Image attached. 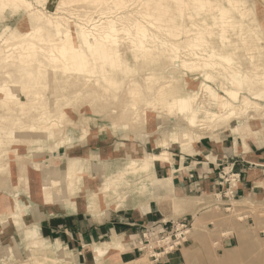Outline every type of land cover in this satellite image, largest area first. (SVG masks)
I'll return each mask as SVG.
<instances>
[{
  "label": "bare ground",
  "instance_id": "obj_1",
  "mask_svg": "<svg viewBox=\"0 0 264 264\" xmlns=\"http://www.w3.org/2000/svg\"><path fill=\"white\" fill-rule=\"evenodd\" d=\"M78 1L56 0L53 11L49 12L45 8L48 0H0V21H4V14L14 11H17L22 17L16 25L5 24L0 27V63H3L0 67L13 66L21 74L23 69H26L27 73H31L32 67L36 66L39 70L37 72L41 73V68L50 64L52 67H60L63 71L69 70L79 75L82 73L95 75L97 80L117 85L113 76L123 70V65L126 62V56L118 47L121 37L126 40V47L130 49L129 57L135 59L144 54L162 55L171 61V64L173 61V64L183 69L184 72L185 70L198 72L196 73L198 76L195 78L200 79L197 82L189 79L190 85L195 86V89H183L182 86L165 94L163 93L164 88L171 87L174 82L179 81V76L168 78L169 80L158 85V89H154L156 92L154 97L144 100L146 107L141 112H133L132 119L138 120L141 114L142 119L146 118L147 107L162 99L170 109L174 106L178 108V112L182 115L178 119L182 120L185 127L178 125L181 124L177 121L178 119L170 122V127L165 128L161 137L153 143V147L161 148L158 153H150L140 147L142 153L136 155L135 158L128 159L122 167L119 166L117 171L109 167H103V169L100 167L97 170L102 178L99 183H96L94 175L89 174L90 170L97 167L96 155H92L90 158L84 152L77 157L68 154L52 156L46 159L44 164L37 162L35 166H32L31 169L35 173L26 178L24 185L28 190L29 199L46 205H52L56 200L61 199L63 201L62 208L66 213L85 212L95 220H99L105 210L121 211L135 206L133 204L135 197L138 198L143 194L147 195L149 200L156 201L166 197L174 203L175 201L182 202L183 199L174 194L170 178H160L155 175L154 161L169 159L168 146L171 143L177 144L183 152H192V147L206 132L201 130L213 131L227 125L231 120L238 121L236 132L242 130L254 134L259 133L262 124H264V104L258 102L252 95L257 88H263L264 71L257 72L259 67L256 68V66L254 67L255 71L252 70L253 73L245 72L243 69H239L240 67H235L234 62L228 63L232 59L234 46L227 48H231V51L219 52L220 47L218 50L214 48L206 50L204 42L200 43L197 39L196 32L192 33L196 29L193 27H196L195 24L200 20L192 21L191 26L188 23L185 25L188 26V30L192 28L190 35H194V37L187 36L180 39L181 41L178 39L180 41L178 44L184 43L183 45H185L186 43L181 47L176 40L178 34L172 33V29L165 27L150 11V4L154 2L153 0H82L85 2L81 4ZM185 2V5L189 6V3H192L195 6L187 13L189 18L200 14L199 9L204 7H208L204 11H216V20L213 19L215 20L213 24L205 23L206 18L204 17L201 18L203 23H200L205 27L211 23L212 26L216 25L221 28L218 38L223 45V50L226 49H224L225 45L227 47V44L230 43H227L228 35L226 36L223 32L224 27L245 26V32L237 36H242L241 39L248 42L249 45L252 28L256 24L254 19L249 17V10H253L251 0H185ZM76 4L80 5L75 8ZM141 4L148 5L147 11L140 8ZM128 6L134 8L130 7L131 10H125V7L128 9ZM233 11L236 12L237 18L232 17ZM209 15L205 16L209 17ZM174 18L166 21H172ZM216 26L214 27L216 28ZM153 31L165 34L162 33L160 36L155 32L152 33ZM234 33L236 34V32ZM164 35L167 39L163 37ZM215 35L217 34L215 33ZM168 37L176 38L170 40ZM175 40L176 42H172ZM238 40L240 39L237 38ZM239 44L241 43L239 42ZM236 45L238 46V43ZM243 67L246 66L243 65ZM150 76L151 74L146 77L150 78ZM185 77L188 78L187 75ZM13 86L15 83L12 82H3V85H0V108L8 109V111L11 109L12 112L16 110L22 118L30 120L28 123L17 122L20 118L17 114L18 116H14V120L11 119L8 126H0V167L9 164L8 155L10 153L16 159L21 154L20 150L27 151L33 146L44 150L46 147L44 140L55 134L54 131H51L54 126L53 119L49 114L51 109L47 107L44 100L33 107L31 115L28 109V105L32 102L31 98L27 97L26 93L18 95L13 88H10ZM241 86H246L247 90L242 95L239 94ZM23 87L26 86L20 85L19 89H23ZM2 91L9 95L1 96ZM139 92L137 81L133 80L129 83V95L134 97ZM200 96L205 97L202 102ZM132 97L130 98L133 100L137 99ZM198 100L199 104L196 105ZM64 111L61 109L60 112ZM113 124H115L113 128L121 126ZM33 137L35 140L30 139ZM61 160L63 161L61 165L59 163L52 164L54 161L60 162ZM20 168L24 169L25 167L21 165ZM132 176L137 179L133 184L130 183ZM148 199L140 201L141 203L138 200L137 205L148 206ZM1 200L0 210L12 219V216L21 209V202L18 198L11 200L3 198ZM1 222L3 224L4 221ZM24 238L28 240L25 247L31 248L32 246V250L52 246L53 251L60 252L65 248L58 242L51 244L46 241L36 232L35 228L25 230ZM120 238V235L115 234L110 242L105 243L106 247L93 246L95 255L102 256L110 251L119 255L118 248L123 247ZM15 239L16 237H13L12 246L1 248L7 252L13 250L17 245L14 243ZM20 256H25L24 250Z\"/></svg>",
  "mask_w": 264,
  "mask_h": 264
},
{
  "label": "rangeland",
  "instance_id": "obj_2",
  "mask_svg": "<svg viewBox=\"0 0 264 264\" xmlns=\"http://www.w3.org/2000/svg\"><path fill=\"white\" fill-rule=\"evenodd\" d=\"M153 1L154 2L150 4V11L156 16V19L160 20L165 27L171 28L172 33L175 32L178 34V38L168 37L170 40L176 38L178 44L182 38H186L187 36L194 37V35H190L192 28H189L188 30V26L186 27L185 25L188 23V25L191 26L192 21L197 22V20H200L198 21L199 24L198 22H195L196 27H193L192 25L193 29L196 28L192 33L196 32L197 39L200 43L204 42V47H207L206 50H209L210 48L218 50L220 47L219 52H224L229 51L234 46L235 49L234 47L232 48L233 50L231 49L233 51L232 59L228 63L234 62L235 67H240L239 69H243L245 72L250 71L253 73L252 70L255 71L254 67L256 66V68L259 67L258 70H256L257 72L264 71V0H251V8H253V10H249V17L253 18V21L256 22V24L252 28L249 37V45L247 44L248 42L241 39L242 36L238 37L242 32H245V26L224 27L225 29L223 32L226 36L228 35L227 43L230 42L227 44V47L225 45L224 49L231 46V48L227 50L222 49L223 45L218 38L221 28L216 25L212 26L213 22L216 20L215 10L207 12L206 10L204 11L206 7L201 8L202 10L199 9V11H201L200 14L196 15L197 18L194 15L190 17V19L187 13L195 7L192 3H189L188 6V4L185 5V0ZM55 2L56 0H48L45 4L46 10L49 12L53 11ZM83 2L85 1H78L80 4ZM80 4H76L74 7L76 8V6ZM140 6L142 10L146 11L147 8H149L148 5L141 4ZM130 7L131 6H128V9L125 7V10H131V8H134ZM235 11L232 13V17L234 16V18L237 15ZM207 14H210V20L208 16H205ZM170 16H172L171 18H175L172 19V21L167 22L166 20L171 19L169 18ZM203 17L206 18L205 23L208 24V22H211L212 24L209 23L206 27L201 26L200 22H202L201 18ZM21 18V14H18L17 11L4 14V21H0V27L5 24H8L9 26L16 25ZM214 26L218 28L216 29ZM231 29L232 31H230ZM189 31L190 33H188ZM154 32L155 31L152 33ZM234 32H236V34ZM162 33L165 34L164 32H158L157 35L160 34V36H162ZM186 33L187 35H185ZM215 33L217 35H215ZM163 37L166 36L164 35ZM215 38L220 42H217ZM237 38L240 40L237 41ZM176 40L172 42H176ZM231 41H234L233 44ZM216 42L217 44H215ZM239 42L241 44H239ZM237 43L238 46L236 45ZM118 44L120 51L126 56V62L123 65V70L113 76L117 81V85H110L103 80H97L95 75H89L86 73L79 75L69 70L63 71L60 67H52L50 64L41 68V73L37 72L39 70H37L36 66L32 67L31 73H27V70L23 69L21 74L13 66L8 65L5 68L0 67V85H3V82H12L13 84L15 83V86L10 88H13L18 95H20V93H26L28 95L27 97H30L32 101L31 104L28 105L31 115L34 110L33 107L38 105L41 100H44L47 107L51 109L49 114L54 123L51 131H54L55 133L52 137L44 140V144L46 145L44 150L36 148L37 146H33L32 149L29 148L27 151L20 150L19 153L21 154L16 159L14 155L10 153L8 155L9 164L0 167V202L3 198H8L9 200L18 198L21 202V209L17 211V214L12 216V219H10L8 215L6 216L4 211L0 210V264L6 262L7 264H165L166 258L169 254L177 252L180 248L188 245H198L200 247V252L204 258L202 264H249L251 262L253 264H264L263 194L232 196L228 193L226 196H202L196 199L197 203H201L203 206L202 208L198 209L196 212L194 211L190 216L186 215L179 218L177 217L176 212V214L172 216L171 221L165 222L164 224V227L170 231L173 223L176 224L179 220L185 218L186 222H188V231L186 233L185 241L176 248H173L168 252L165 250L166 252L160 254L153 253L161 251L162 246L164 247V242H159L154 237L149 240L148 244L144 242L145 245L147 244L144 249H138V246H140L139 234H141L140 231L142 225L152 222H142L140 223V226L138 224L137 232L124 234V241L120 238L122 243H126L122 245L123 247L118 248V254L126 250H133L130 258H123L122 260H120L119 255L113 251L97 257L92 249L93 246L88 247L90 248V251L89 249H86L83 253L81 252L83 255L76 254L67 247L64 249L62 248L63 250L60 252L53 251L52 246L35 250L31 249L32 246L31 248L25 247L27 245L26 242H28L26 238L23 239V233L25 230L35 228L36 232L41 236L37 228L38 226L33 222L27 224L24 217L26 207L28 205L35 207L37 204V201L29 199L28 190L24 187L26 178L29 177V175H32V173H35L31 169L32 166H35L37 162L44 164L45 160L52 156L68 154L69 156L77 157L86 152L87 156L90 158H92V155H96L95 157L97 159L95 163L98 168L96 167V169L90 170L91 173L89 172V174L94 175L96 183H99L102 178L97 170L100 167V169H103V167H109L112 170L117 171L128 159L135 158L136 155L142 153L140 147H143L147 152L158 153L161 148L153 147V140L159 139L165 128L170 127V122H173L182 116L178 112V108L174 106V108L170 109L165 100L162 99L161 101L153 102L152 105L147 107L148 115L146 118L142 119L141 114L138 120L132 119L134 111L141 112L142 109L146 107L144 106V100L156 95L155 90L158 89L160 84L172 79L171 77L175 78L179 76V81L176 83L172 82L173 85L164 88L163 93L168 94L173 89L182 86L183 89L196 88L195 86L190 85L189 82H197L200 79L195 78L198 76V74H196L198 72L186 70L184 72L180 67H176L173 64V61L171 64V61H168V59H165V57L158 54H144L133 59L132 57H129L130 49L126 47V40L120 37ZM183 44L184 43H179L178 45H181V47L186 45V43L185 45ZM2 65L3 63H0V66ZM243 65L246 67H243ZM104 66H107V64H104ZM248 66L250 67V70ZM150 74V78H147L146 76ZM186 75L188 78L185 77ZM133 80L137 81L140 89V92L134 97L128 94V85ZM20 85L26 87L19 89ZM246 91V86H241L239 88V94L241 95ZM253 94V98L264 104V86L263 88H257ZM7 95H9L7 92H1V96ZM130 97L137 99L133 100ZM201 97L202 96H200V98ZM204 99L205 97H202L200 101L202 102ZM198 104L199 100L196 102V105ZM61 109H64L65 111L61 113ZM17 114L20 116L17 122H29L30 119L28 120V118L25 117L22 118L16 110H13L12 112L11 109L8 111V109L4 110L3 108H0V126H8L10 120H14V116H18ZM177 121L181 123L178 124L180 127H185V124H182L181 119H178ZM113 123H116L117 125L120 124L121 126L113 128L115 126ZM238 125L237 121V126ZM237 126L234 127L235 129L231 128V130L233 129L232 132L236 133L235 130ZM201 131L205 132L209 130ZM30 139L35 140V137ZM146 140L149 141V144L147 143V147L145 148L143 144ZM105 162L106 164H104ZM58 163L61 165L63 161H54L52 164ZM21 165H24L25 168L21 169ZM223 175L227 178H231L230 180L232 181L234 180L232 177L233 172L231 170H226V172H223ZM130 179L131 184L135 183L137 180L134 176ZM147 199L148 196L145 194L138 196V198L135 197L133 203L135 206L132 207H136L138 200L139 202H143ZM161 200L171 204L173 210L180 207V204H183L184 201L183 199L182 202L175 201L174 203L166 197ZM55 202H59V205H62L63 201L60 199ZM158 204H160V201H158ZM42 205L47 206L46 204ZM61 211L62 209L59 210V212ZM1 221H4L3 224ZM157 223L159 222L157 221ZM172 230V234H178L180 231H183V229L175 230V226ZM13 237H16L14 243L17 244L13 250H8L7 252L1 248L12 246ZM219 237L231 238V244L225 248L221 247L217 240ZM48 242L50 241L48 240ZM50 243L53 244L54 241ZM94 246L100 247L101 245ZM101 247L106 246L104 244ZM23 250L25 254L24 257L20 256ZM184 257L186 264H188L189 255L184 252ZM228 257L230 261L228 260Z\"/></svg>",
  "mask_w": 264,
  "mask_h": 264
},
{
  "label": "crops",
  "instance_id": "obj_3",
  "mask_svg": "<svg viewBox=\"0 0 264 264\" xmlns=\"http://www.w3.org/2000/svg\"><path fill=\"white\" fill-rule=\"evenodd\" d=\"M235 126L237 121L231 120L221 128L206 131L192 147V152H183L177 144L171 143L168 146L169 159L154 161L155 175L170 178L174 194L184 199L175 210L168 202L157 199L150 200L148 206L138 204L121 211L105 210L99 220H95L85 212L66 213L59 202L52 206L37 202V207H26L25 222L36 224L46 241L58 242L83 255L86 249L90 251L88 247L110 242L115 234L124 241V234L137 232V226L142 222H169L176 212L178 218L190 216L203 207L196 202L202 196H226L228 193L232 196L264 195V124L257 134L242 130L232 132L231 128ZM147 143L146 140L143 144L145 148ZM226 170L233 172V181L223 175ZM60 209L62 211L58 212ZM230 239L219 237L217 240L225 248L231 244ZM132 252H121L119 259L130 258ZM184 252L189 255L188 264L203 263L200 247L188 245L169 254L165 264H186Z\"/></svg>",
  "mask_w": 264,
  "mask_h": 264
},
{
  "label": "built area",
  "instance_id": "obj_4",
  "mask_svg": "<svg viewBox=\"0 0 264 264\" xmlns=\"http://www.w3.org/2000/svg\"><path fill=\"white\" fill-rule=\"evenodd\" d=\"M164 224L165 223L152 222L146 225H142L140 231L141 234H139L140 246H138V249L139 250H141L142 248L144 249V247L149 243V240L152 239V237L156 238L159 242L160 241L164 242V247L162 246V250L156 253L154 252L153 254H160L166 251L168 252L173 248L179 246L183 241H185L186 233L188 231V227H187L188 222H186L185 218H182L176 224L173 223L170 231H168L167 228L164 227ZM174 226H175V230L183 229V231H180L178 234L177 233L172 234L173 231L172 228ZM144 242L147 244L145 245Z\"/></svg>",
  "mask_w": 264,
  "mask_h": 264
}]
</instances>
